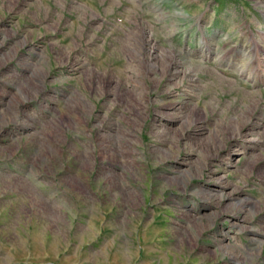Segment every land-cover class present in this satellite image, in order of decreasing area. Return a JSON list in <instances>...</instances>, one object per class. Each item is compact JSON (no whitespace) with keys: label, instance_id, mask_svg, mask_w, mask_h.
<instances>
[{"label":"rangeland","instance_id":"obj_1","mask_svg":"<svg viewBox=\"0 0 264 264\" xmlns=\"http://www.w3.org/2000/svg\"><path fill=\"white\" fill-rule=\"evenodd\" d=\"M0 264H264V0H0Z\"/></svg>","mask_w":264,"mask_h":264},{"label":"bare ground","instance_id":"obj_2","mask_svg":"<svg viewBox=\"0 0 264 264\" xmlns=\"http://www.w3.org/2000/svg\"><path fill=\"white\" fill-rule=\"evenodd\" d=\"M257 44H258V43H257ZM220 47H221V46H220ZM254 47H255V46H254ZM256 48L258 49L259 46L257 45ZM69 49H70V52H74V50L76 49V46H75L74 44H70ZM228 54H229V53H228ZM75 59H76V58H72V60H73V62H74V63H73V66H74V67H76V66L79 64L77 61L75 62ZM111 60H112L114 63H118V59H115V61H114V60L111 58ZM177 62H179V61L177 60ZM245 63H246V62H245ZM104 64H105V63H104ZM177 64H178V63H177ZM115 65H116V64H115ZM243 65H244V64H243ZM103 66H104V65H103ZM103 66H102V67H103ZM98 67H99V66H98ZM104 67H105V66H104ZM116 67H117V66H116ZM79 69H80V67H78V68H74V70L76 71V73L79 74V75H78V78H77V80H78V81H77V82H78L77 84H78V86L80 87V89H81L84 93H86V92L88 91V88H87L86 85H85V73H86V72L84 71L85 73H81V72H79V71H80ZM116 69H117V68H116ZM188 72H189V70H188V71L186 70L185 73L188 74ZM116 73H117V71H116ZM119 73H120V72H119ZM178 73H179V72H178ZM124 78H125V77H122V75H120V81H121V83H124V82H123V80H125ZM133 86H135V85H133ZM127 93H128V92H127ZM142 93H143V92H142ZM140 94H141V93H140ZM242 94H243V93H242ZM131 95H132V96H135L133 100L136 102V104H140V105H141V103L139 102L140 99H138L140 95H139L138 93H137L136 95H133V94H131ZM138 95H139V96H138ZM113 101H114V100H113ZM110 107H111V106H110ZM111 108H112V107H111ZM84 109H86V108H84ZM87 109H88V108H87ZM125 110H126V109H125ZM110 111H111V110L109 109V112H110ZM124 114H125V112H124ZM127 116H128V115H127ZM127 116H126V117H127ZM73 117H74V116H73ZM74 118L77 119V117H74ZM123 120H124V124H125L126 121H125V119H123ZM126 120H127V119H126ZM82 122H83V121H82ZM129 122H130V121H129ZM71 123H72V122H71ZM80 123H81V122H80ZM75 126H76V125H75ZM128 126H129V125H128ZM84 127H85V126H84ZM72 128H73V127H72ZM74 128H75V127H74ZM133 132H134V131H133ZM105 137L108 138V139L111 138L109 134H106ZM113 137H114V136H113ZM121 137H122V136H121ZM101 138H102V137H101ZM123 138H124V137H123ZM123 138H121V139H123ZM104 140H106V139L104 138ZM130 141H132V139H129L128 141L125 140L124 143H128V144H129ZM110 142H111V141H110ZM112 142H113V141H112ZM103 143H104V142H103ZM120 144H121V143H120ZM110 145H111V144H110ZM110 145H106V147L109 146V148H110ZM112 145H114L116 148L119 147L118 144H116V145H115V144H112ZM117 149H118V148H117ZM122 149L124 150L125 148L123 147ZM120 150H121V147H120ZM131 153H132V151H131ZM73 154H74V153H73ZM129 154H130V152H129ZM99 158H100V159H105V158H106V157H105V154H104V153H100V154H99ZM107 158H108V157H107ZM109 158H110V157H109ZM110 160H111V159H110ZM84 176H85V175H84ZM85 179H86V178H85ZM103 179H104V178H103ZM97 184H98V183H97ZM97 187H98V186H97ZM115 197H116V196H115ZM149 229H150V228H149ZM150 254H151V253H150ZM171 256H172V255H171Z\"/></svg>","mask_w":264,"mask_h":264}]
</instances>
